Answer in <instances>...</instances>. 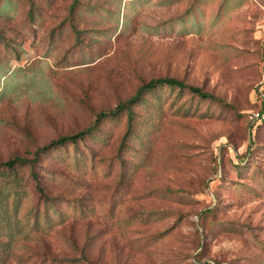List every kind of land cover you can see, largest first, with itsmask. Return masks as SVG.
<instances>
[{"label": "rangeland", "instance_id": "rangeland-1", "mask_svg": "<svg viewBox=\"0 0 264 264\" xmlns=\"http://www.w3.org/2000/svg\"><path fill=\"white\" fill-rule=\"evenodd\" d=\"M74 2L0 0V163L216 97L2 165L0 264H264V0Z\"/></svg>", "mask_w": 264, "mask_h": 264}, {"label": "trees", "instance_id": "trees-1", "mask_svg": "<svg viewBox=\"0 0 264 264\" xmlns=\"http://www.w3.org/2000/svg\"><path fill=\"white\" fill-rule=\"evenodd\" d=\"M78 0H75L74 4L72 5V9H74L76 3ZM170 86V87H177L180 89H188L191 92L199 95L202 98H215L216 96L208 91L205 90L202 86L194 85L187 83L185 80L174 77V76H159L154 77L150 79L149 81H146L140 85V87L137 89L134 95H132L130 98L126 99L125 101H122L118 103L114 108L110 110H103L98 113L97 115V123L94 125L88 127L85 130H82L78 133L74 134H68V135H62L60 137H57L55 139H52L45 145H42L38 147L36 150L32 151L33 156H24V155H15L12 158H9L8 160L0 163V176H2L5 172V169H2L1 166L4 165L6 168H8L11 171H16L17 165L20 164H30L31 167H34L35 163L39 160V158L45 154L50 152L51 150L57 148L60 145H65L67 142L71 141L73 143H78L80 139H84L88 134L94 133L96 126H98V122L105 120L110 117H115L117 115H120L121 113L127 111L128 117H129V131L127 134L130 133L132 129V124L134 120V105L137 104L144 94L148 91L154 90L157 87L160 86ZM264 105V104H263ZM264 110V107H263ZM124 145V142L122 146ZM10 172V171H9ZM33 177L37 180V183H39V177L38 172L35 169H32ZM17 185H20L17 183ZM51 205H53V200H50ZM40 220L38 219L35 221V225H40Z\"/></svg>", "mask_w": 264, "mask_h": 264}, {"label": "built area", "instance_id": "built-area-1", "mask_svg": "<svg viewBox=\"0 0 264 264\" xmlns=\"http://www.w3.org/2000/svg\"><path fill=\"white\" fill-rule=\"evenodd\" d=\"M263 28V32H264V24L262 25ZM263 69H262V80H261V86L259 87V93L262 96L263 100H264V59H263ZM264 104V102H263ZM253 118L256 119H260L264 117V110H257V111H253V114L251 115Z\"/></svg>", "mask_w": 264, "mask_h": 264}]
</instances>
